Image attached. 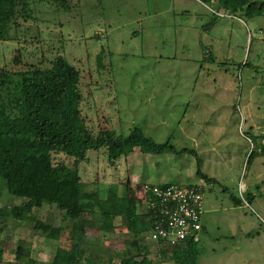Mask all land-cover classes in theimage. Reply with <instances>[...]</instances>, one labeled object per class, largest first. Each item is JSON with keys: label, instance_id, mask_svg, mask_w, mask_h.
Wrapping results in <instances>:
<instances>
[{"label": "rangeland", "instance_id": "374dc122", "mask_svg": "<svg viewBox=\"0 0 264 264\" xmlns=\"http://www.w3.org/2000/svg\"><path fill=\"white\" fill-rule=\"evenodd\" d=\"M216 2L71 0L67 11L37 4V19L23 29L37 28L39 34L22 43L24 56L46 67L61 54L79 70V108L86 127L121 135L136 127L156 143L195 150L201 172L213 179L209 184L196 176L195 158L187 153H136L111 166L96 154L100 151L89 152L92 162L78 169L82 198L96 190L104 197L109 183H117L121 193L126 178L131 185L199 182L204 230L196 264H264V156L248 160L264 133V15L230 14L216 10ZM215 13V23L208 26ZM14 48V43L0 42V65L8 63ZM228 115L239 116L238 123L219 120ZM241 116L248 121L252 116L258 131L249 129L252 122L243 126ZM0 141L25 143L30 137L0 131ZM235 199L241 206L233 204ZM22 203L0 187V208ZM33 213L52 226L62 225L60 237L47 239L30 224L7 219L0 233V264H14L19 241L30 246L40 264L51 261L56 247L70 246L62 211L43 206ZM92 220L84 230L85 249L102 255L124 248L128 235L118 219L111 228Z\"/></svg>", "mask_w": 264, "mask_h": 264}, {"label": "trees", "instance_id": "16d2710c", "mask_svg": "<svg viewBox=\"0 0 264 264\" xmlns=\"http://www.w3.org/2000/svg\"><path fill=\"white\" fill-rule=\"evenodd\" d=\"M70 2L0 0V42L15 45L8 63L0 65V131L28 134L30 137V141L25 143L0 141V187L11 199L23 202L9 209L0 208V233L5 228L4 221L10 219L24 221L36 234L58 240L64 227L45 223L33 213L36 208L49 206L64 213L69 224L66 227L70 246L56 247L48 264H113L115 260L117 264H159L166 261L196 264L199 240L186 239L172 245L149 237L160 204L150 190L142 194V189L146 184L151 189L159 183L131 185L126 178L121 193L117 183H109L105 186L104 197L96 190L82 198L84 182L78 169L79 165L92 162L94 154L88 155L89 152L100 151L96 154L106 158L111 166L116 165L120 158L126 159L136 153H187L195 158L196 176L207 183L213 179L201 172L195 150L177 148L170 141L156 143L136 127L127 135L101 126L99 130L86 127L79 108L80 72L61 54L56 55L46 67L41 62L31 64L25 61L26 48L22 43L27 44L25 39L37 38L39 34L37 28L32 32L28 28L23 29L37 19L40 9L35 6L48 5L67 11L71 9ZM202 2L210 3L211 0ZM215 8L256 18L264 15V0H217ZM217 16L215 13L208 26L215 23ZM258 137V149L249 153L248 160L259 154L264 156V134ZM144 200H152L153 207L146 205ZM233 204L241 206L239 199H235ZM93 218L103 220L109 228L118 219L128 235L124 248L110 253L104 251L102 255L85 249L84 230L91 226ZM152 253L156 259L151 257ZM30 254V246L19 241L13 263L40 264ZM2 255L0 247V263Z\"/></svg>", "mask_w": 264, "mask_h": 264}, {"label": "built area", "instance_id": "2783aa9c", "mask_svg": "<svg viewBox=\"0 0 264 264\" xmlns=\"http://www.w3.org/2000/svg\"><path fill=\"white\" fill-rule=\"evenodd\" d=\"M147 185L143 187L142 194L150 190L151 195L158 199L160 204L158 215L150 231V239L172 245L186 239L197 242L202 226L204 201L202 186L162 183L150 189ZM143 202L153 207L152 200Z\"/></svg>", "mask_w": 264, "mask_h": 264}, {"label": "crops", "instance_id": "0c3cea01", "mask_svg": "<svg viewBox=\"0 0 264 264\" xmlns=\"http://www.w3.org/2000/svg\"><path fill=\"white\" fill-rule=\"evenodd\" d=\"M239 117V116H238ZM238 117L237 116H234V115H228V116H224V117H222V116H220L219 118V120L220 121H228V123L229 124H231L232 123V121H234V118L236 119L235 121L238 123ZM247 117H249V121L248 120H246L247 118H246V116H241V121H242V119H243V126L244 125H246L245 123H246V121H248V123H250V122H252V124H249V129L250 130H252L253 132L255 131H258V127L256 126V125H254V123H253V121H252V116H247ZM223 118H224V120H223ZM237 128H238V126H237ZM239 128H240V125H239ZM261 135L262 134H264V133H260ZM257 135V134H256ZM194 184H199L200 185V183L198 182H196V183H194ZM209 184H211V183H209ZM202 186V185H201ZM244 189H245V192L248 190V188L245 186L244 187ZM204 227L202 226V230H204L203 229Z\"/></svg>", "mask_w": 264, "mask_h": 264}]
</instances>
